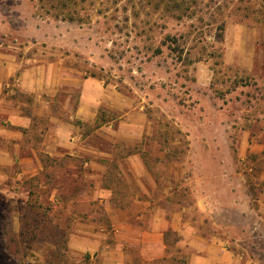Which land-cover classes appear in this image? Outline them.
I'll return each mask as SVG.
<instances>
[{"label": "rangeland", "instance_id": "rangeland-1", "mask_svg": "<svg viewBox=\"0 0 264 264\" xmlns=\"http://www.w3.org/2000/svg\"><path fill=\"white\" fill-rule=\"evenodd\" d=\"M71 12L80 19L64 17ZM0 50L23 66L57 63L54 110L64 118L92 79L108 129L82 131L113 155L101 163L114 198L144 197L140 183L150 189L127 172L124 158L135 153L158 204L169 215L184 209L187 232L170 236L169 260L142 262L126 243L130 259L172 264L180 248L189 262L214 244L237 264H264V0H0ZM127 120L140 138L115 142ZM48 128L36 120L24 142L38 171L16 162L0 172V264H117L127 240L94 199L101 176L89 175L87 157L41 151Z\"/></svg>", "mask_w": 264, "mask_h": 264}, {"label": "crops", "instance_id": "crops-1", "mask_svg": "<svg viewBox=\"0 0 264 264\" xmlns=\"http://www.w3.org/2000/svg\"><path fill=\"white\" fill-rule=\"evenodd\" d=\"M55 64L57 63L49 62L23 66V60H18L16 54L0 50V172L2 173V167L12 166L16 162L26 163L24 172H34L41 168L37 153L29 146L27 147L30 152L25 151L24 142L28 131L36 126V120L46 118L49 128L42 134L41 151L55 157L62 154L87 157L85 164L92 168V171H88L89 175L98 178L101 176L95 186L94 199H100L105 204L112 222L123 228V239L127 240L125 244H117V249H121L120 260L116 259L117 264H139L130 259L129 250H124L126 243L127 246H133L135 243L140 248L142 262L163 259L166 255V231H180L181 234L178 235L187 232L188 223L184 220V209H177L169 215L170 213L158 204L152 194L157 182L144 165L141 156L135 153L124 158L128 163L127 172L130 171L138 179L147 178L150 189L145 190L146 185L140 183L144 197L132 195L129 201L125 202L114 198L113 188L107 186L102 178L106 168L101 163L113 155L108 151H98L99 147L89 142L91 134L85 136L81 125L98 122L101 97L94 92L93 80L86 78L77 107L70 112L68 118L56 113L54 104L60 95L64 77ZM105 124L98 122L93 133L104 134L108 129ZM131 130L132 134L129 132ZM141 131V128L134 127L128 120L121 121L114 131V140L116 142L117 139L129 140L135 137L139 139ZM99 157L101 160H98ZM126 174L129 176V173ZM145 194L148 195L147 198ZM146 213L151 216L149 220ZM178 242L181 247V241ZM195 243L198 244H191L194 248ZM212 245L206 248L204 254H193L188 264H237L224 248L216 255V249L213 250ZM103 253L107 256L106 251Z\"/></svg>", "mask_w": 264, "mask_h": 264}, {"label": "trees", "instance_id": "trees-1", "mask_svg": "<svg viewBox=\"0 0 264 264\" xmlns=\"http://www.w3.org/2000/svg\"><path fill=\"white\" fill-rule=\"evenodd\" d=\"M77 1L78 0H71V2H74V4H76ZM62 7H68V4H62ZM71 13L72 14L65 15L64 17H68L69 19H72V20L80 19L79 16H77L78 18H76V16H73L76 12H71ZM56 16H58V15H56ZM173 234H176V232L171 230V229L166 231V233H165L166 252L169 251L168 246L174 243V242L171 243V241H170V236ZM176 253L178 254V255L177 254L175 255L176 257L170 258V259H172V264H188V255L187 254H184L180 248L176 249ZM163 260L167 261V260H169V258L167 256H165L163 258Z\"/></svg>", "mask_w": 264, "mask_h": 264}]
</instances>
